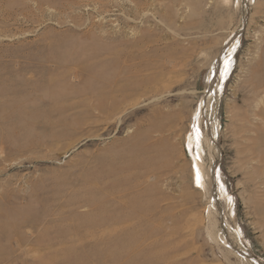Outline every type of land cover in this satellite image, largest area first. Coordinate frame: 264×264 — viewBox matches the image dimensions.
Returning a JSON list of instances; mask_svg holds the SVG:
<instances>
[{"label": "rangeland", "instance_id": "1", "mask_svg": "<svg viewBox=\"0 0 264 264\" xmlns=\"http://www.w3.org/2000/svg\"><path fill=\"white\" fill-rule=\"evenodd\" d=\"M0 264H264V0H0Z\"/></svg>", "mask_w": 264, "mask_h": 264}, {"label": "bare ground", "instance_id": "2", "mask_svg": "<svg viewBox=\"0 0 264 264\" xmlns=\"http://www.w3.org/2000/svg\"><path fill=\"white\" fill-rule=\"evenodd\" d=\"M237 47V42H234V39H229V40H227L226 41V45H225V47H224V50L222 51V54H221V56H220V58H223V60H224V65H223V68H222V72H221V74H222V78H223V82L224 81H226V79H227V77H228V74L230 73V71H231V69H232V62H231V68H230V70H227V75L225 76V75H223L224 73H225V71H226V65H225V61L226 60H232V59H230L228 56L229 55H226L225 54V52L226 51H230V53L229 54H232L233 52H234V50H235V48ZM222 60V61H223ZM218 63H219V61L217 62V65H218ZM217 65H216V67H217ZM214 74H215V72H214ZM214 75L212 76V79H211V81H212V84H211V87H210V91H211V89L213 88V82H214ZM222 82V83H223ZM220 83V82H219ZM219 86V85H218ZM217 86V87H218ZM213 90V89H212ZM209 91V90H208ZM210 93V92H209ZM214 94V93H213ZM197 133V132H196ZM193 140H194V142H199L200 144L202 143V140L200 139V137H199V139H197V134H193ZM200 146V145H199ZM201 149V148H200ZM201 151V150H200ZM201 157H202V154L200 155V157L197 159V164H196V166H195V169H194V171H196L195 172V175H196V178H197V173H199V176H200V182L202 183V185L204 184L203 182H204V171L202 170V166H201V161H202V159H201ZM226 242V241H225ZM227 243V245H228V242H226ZM241 252V251H240ZM242 253V256L244 257V255L246 256V252L244 251V252H241Z\"/></svg>", "mask_w": 264, "mask_h": 264}, {"label": "snow or ice", "instance_id": "3", "mask_svg": "<svg viewBox=\"0 0 264 264\" xmlns=\"http://www.w3.org/2000/svg\"><path fill=\"white\" fill-rule=\"evenodd\" d=\"M225 65H226V71L223 75H227V70H230L231 68V60H226L225 61ZM197 139H199V130L197 129ZM197 184H200V176L199 173H197ZM202 186V185H201ZM231 199V198H229Z\"/></svg>", "mask_w": 264, "mask_h": 264}]
</instances>
